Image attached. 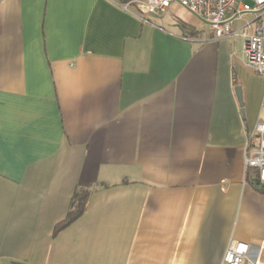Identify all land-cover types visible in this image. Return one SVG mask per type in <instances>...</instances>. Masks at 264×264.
I'll return each instance as SVG.
<instances>
[{
  "label": "crops",
  "instance_id": "obj_1",
  "mask_svg": "<svg viewBox=\"0 0 264 264\" xmlns=\"http://www.w3.org/2000/svg\"><path fill=\"white\" fill-rule=\"evenodd\" d=\"M124 4L0 0V264H222L232 241L264 264V75L240 36Z\"/></svg>",
  "mask_w": 264,
  "mask_h": 264
},
{
  "label": "built area",
  "instance_id": "obj_2",
  "mask_svg": "<svg viewBox=\"0 0 264 264\" xmlns=\"http://www.w3.org/2000/svg\"><path fill=\"white\" fill-rule=\"evenodd\" d=\"M173 5L185 9L207 24L216 38L240 36L245 65L264 75V0H132L123 5L133 6L141 17L163 16ZM251 16L246 26L233 31L237 19ZM245 166L258 171V184L264 187V114L253 132L248 133ZM250 244L232 241L222 264H261L248 258Z\"/></svg>",
  "mask_w": 264,
  "mask_h": 264
},
{
  "label": "trees",
  "instance_id": "obj_3",
  "mask_svg": "<svg viewBox=\"0 0 264 264\" xmlns=\"http://www.w3.org/2000/svg\"><path fill=\"white\" fill-rule=\"evenodd\" d=\"M130 1L132 0H124L125 3H129ZM258 177L257 170H248L246 173V181L249 184L256 186L259 191L263 192L264 187H260L258 184ZM90 196L91 192L89 189H80L73 195L67 217L56 226V234L74 223L86 212Z\"/></svg>",
  "mask_w": 264,
  "mask_h": 264
},
{
  "label": "rangeland",
  "instance_id": "obj_4",
  "mask_svg": "<svg viewBox=\"0 0 264 264\" xmlns=\"http://www.w3.org/2000/svg\"><path fill=\"white\" fill-rule=\"evenodd\" d=\"M177 17L178 18H175L173 20V23H177L179 18L184 20V21H189V20L194 18V16L190 15L189 13H187V11H185V9H180V11L177 14Z\"/></svg>",
  "mask_w": 264,
  "mask_h": 264
}]
</instances>
